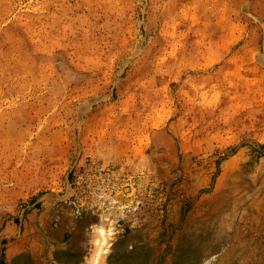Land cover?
Instances as JSON below:
<instances>
[{"label": "rangeland", "instance_id": "obj_1", "mask_svg": "<svg viewBox=\"0 0 264 264\" xmlns=\"http://www.w3.org/2000/svg\"><path fill=\"white\" fill-rule=\"evenodd\" d=\"M0 264H264V0H0Z\"/></svg>", "mask_w": 264, "mask_h": 264}, {"label": "crops", "instance_id": "obj_2", "mask_svg": "<svg viewBox=\"0 0 264 264\" xmlns=\"http://www.w3.org/2000/svg\"><path fill=\"white\" fill-rule=\"evenodd\" d=\"M82 220V221H81ZM85 219H79V221H80V223H81V226H82V228L83 229H86V230H88V229H94V225L95 224H92V222L90 221V223H89V220H87V222L86 221H84Z\"/></svg>", "mask_w": 264, "mask_h": 264}]
</instances>
